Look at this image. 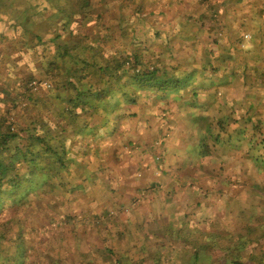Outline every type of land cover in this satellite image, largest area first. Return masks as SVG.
Listing matches in <instances>:
<instances>
[{
	"label": "trees",
	"instance_id": "trees-1",
	"mask_svg": "<svg viewBox=\"0 0 264 264\" xmlns=\"http://www.w3.org/2000/svg\"><path fill=\"white\" fill-rule=\"evenodd\" d=\"M228 1L227 7L221 8L203 0L209 2L210 9L201 18L230 33V45L221 47L222 37L214 36L212 45L205 43L202 50L193 47L185 59L171 54L172 60L184 62L181 68L168 59L167 51L157 57L152 50H138L139 44L147 41L134 31L131 36L123 34L118 42L114 35L119 32L113 28L109 31L106 21L101 22L102 16H94L91 0H81V4L80 0H0V103L13 104L8 111L0 109V217L6 215L0 218V241H7L8 247L0 245V264H217L215 259L218 264H242V257L235 255L247 249L245 243L241 245V229L253 226L246 210H254L257 198L264 207V186L260 184L264 139H259L264 133V119L256 116L264 102V33L260 31L264 6L261 22L245 25L248 31L240 35V31L225 29L221 23L235 18L249 0ZM99 22L104 37L95 39L99 45H92L87 40L88 27ZM120 23L124 28L123 19ZM79 25L85 28L80 39L75 32ZM14 36L23 42V51L6 55L9 49L5 42ZM245 39L252 41L250 50ZM216 44L221 70L210 63L214 53L211 59L207 56L214 51L209 47ZM256 48L263 52H254V57ZM250 53L254 54L251 58ZM9 58L12 66L7 63ZM12 76L14 79H9ZM238 87L246 94L244 109L226 103L227 92ZM257 87L258 97L251 93ZM169 100L184 108L179 115L186 120L184 154L179 157L177 149L167 146L173 139L158 122L153 133L158 134L162 151H147L141 163V157L135 159L133 153L141 144L134 140L137 122L131 117L138 116L140 104L157 113L156 106ZM164 121L177 126L167 116ZM105 154L118 158L127 154L137 163L138 171L144 165H156L162 173H171L184 190L186 204L200 199L201 189L217 196L223 189L217 186L223 173L230 171L237 178V172L245 169L251 178L246 183L251 190L247 192V209L243 214L235 208L220 217L185 222L176 209L168 208L176 192L163 194L158 181L150 182L149 192L144 191L158 193L159 213L152 209L145 217L135 210L127 215V222H117L115 215L125 213L132 192L140 187L122 189L119 178L112 175L113 166L104 161ZM221 161L224 165H218ZM173 187L174 191L181 190L178 185ZM257 189L260 191L255 192ZM77 200L86 211L92 205L98 209L84 215L55 212L58 203L62 209L76 208ZM35 202L39 204L32 207ZM50 206L53 211L49 213ZM163 207L168 210L163 211ZM8 208L12 210L10 218ZM36 215L42 218L39 225L34 221ZM171 216L178 219L171 220ZM233 218L236 232L230 225L222 226V230L214 226L217 219L224 223ZM210 224L214 228L207 230ZM46 226H51L50 231ZM61 227L72 234V248L62 247L51 235ZM27 228L37 233L28 238ZM222 232L228 237L223 238ZM231 235L235 242L224 244L223 240H232ZM94 237L107 242L102 253L92 248ZM228 244L234 255L223 253L220 257ZM260 260L258 264H264V257Z\"/></svg>",
	"mask_w": 264,
	"mask_h": 264
},
{
	"label": "rangeland",
	"instance_id": "rangeland-1",
	"mask_svg": "<svg viewBox=\"0 0 264 264\" xmlns=\"http://www.w3.org/2000/svg\"><path fill=\"white\" fill-rule=\"evenodd\" d=\"M33 1V0H32ZM92 1V5L94 6V16L99 15V17L102 16L101 22L106 21L105 25H108V29L110 28V21H108V17L112 18V22L114 23V25L116 24V18L117 15H123V17L121 19L124 20L125 22V26L124 28L120 27L119 22L117 21V24L115 26L114 29H117L116 32H119V34H115L114 36L118 39V42L120 41L119 38L122 39L123 34H125L127 36H131V28H134V32L135 34H137V36H141L144 37L147 42L145 44L140 45V51L141 52H151L154 51L156 53L157 57H162V53L163 51H167L165 54L166 56H168L169 60H172L173 55L171 56V54L173 53H177L179 56V58L185 59L186 55L188 53H190V47L191 44L189 42V40L192 39L191 37V31L193 29L192 25L190 24L189 27H186V31L187 33H185V35H182L181 37H177V34H174L177 30H175L174 28H172L170 31L167 30V28H165V25L162 22H158V21H154L155 18L152 17V12L150 10H152L151 8L155 7L157 5V1H156V5H153V3H150V6L148 10H144V14L143 17L145 18L142 22L140 20L141 18V12H139L137 14V8L141 7V4L139 2L136 3H132V4H128L127 6L123 7L121 10H118V7L115 6L118 5V1L117 0H102V1H112V7H114V9L112 10H103L102 6H100L102 3H100L99 0H91ZM115 1V2H114ZM123 2H125L124 0H122ZM171 0H168V2ZM197 0H174V3H172L173 7L175 8L176 12L179 11H187V5L188 2H192V7L190 8L189 12L196 15L195 17L197 18H201L202 17V13L200 12V10L198 9V1L195 4ZM212 4H216L217 7H227V3L229 2L228 0H209ZM243 3L246 2V0L242 1ZM160 4H158L157 6L160 8H164L165 7V0H161L159 1ZM242 3V4H243ZM80 4H81V0H80ZM138 5V6H137ZM197 5V6H196ZM208 5V4H206ZM131 6L133 9L132 11L129 8ZM140 6V7H139ZM262 6H264V0H249L247 5L244 6L240 11L243 13L240 16H235V18H231L230 19V24L232 29H238L240 31V35L245 34V30L248 31V29L245 27V25L249 24V23H253V21L257 22H261V10L263 9ZM208 7V6H207ZM217 7L215 9H217ZM143 9V8H142ZM234 6L231 5L230 6V10H233ZM141 10V9H140ZM16 11H19V9H16ZM128 11V12H127ZM162 11L158 12L157 14L161 13ZM130 13V14H128ZM143 13V12H142ZM177 14V13H176ZM233 14V13H232ZM154 15V14H153ZM181 17H178L176 19V21L178 22L179 19ZM120 19V20H121ZM119 20V21H120ZM242 20H244V24L242 23ZM263 22V20H262ZM172 27H175L174 25H171ZM192 27V28H191ZM89 28V33L86 34L88 35V42L92 45H99V40L102 39V37H104L103 32H99L101 30L100 27V22L94 26L88 27ZM107 29V30H108ZM111 29V28H110ZM109 29V31H110ZM83 30H85V28H83V26L79 25L76 29V35L77 38L80 39V36L83 32ZM145 30V31H144ZM200 30H198V34H200ZM88 31V30H87ZM122 31V32H121ZM78 33V34H77ZM76 35L74 36L76 38ZM144 35V36H143ZM165 37H168L167 39H173V41L168 42L165 45V42L163 41V39ZM170 37V38H169ZM99 38L98 41H96ZM223 38V37H222ZM96 39V40H95ZM206 38H202V42H199V46L200 49L203 48L206 44L203 42L205 41ZM162 41V42H161ZM192 41V40H191ZM23 42L21 40H19L18 37H12V41L9 42H5V45L8 46L7 53L6 55H8L10 52L13 55H17L18 52H22L23 51V46H22ZM72 46L75 45V42L73 40V42L71 43ZM252 41L250 39H245V46H247V49L250 50L251 46H252ZM118 47H122L121 43H117ZM221 47H227L226 43L222 42ZM255 46V45H254ZM132 47H134V45L132 44ZM7 48V47H6ZM212 48L214 51H211L207 56L209 59H211V54L214 53V55L212 57H214V60L210 61V63L213 65V68H222V59L218 54V46L213 47H209ZM262 49V48H261ZM253 50V49H252ZM34 52V50H33ZM74 52V51H72ZM162 52V53H161ZM246 52V51H245ZM255 52V51H254ZM75 53V52H74ZM257 54L254 55V57H256ZM197 56V55H196ZM253 56V54L250 53L249 57L251 58ZM201 58V57H200ZM70 59V58H69ZM44 61V60H43ZM76 61V60H75ZM173 63L176 66H179L181 68L184 67V62L183 61H174L172 60ZM7 63H9L12 66V62L9 58V60H7ZM12 63V64H11ZM233 63V60H232ZM242 63H244V61L242 60ZM68 64H72V61L68 60ZM16 65V64H14ZM21 65V64H19ZM69 65V66H70ZM25 65H23L22 63V68ZM235 66L231 65L230 69H234ZM214 71V70H213ZM211 72V71H210ZM13 75V74H12ZM14 77H10L9 79H11ZM259 89L258 87L256 88V90L252 91L251 93H255V96H258L259 93ZM245 92L241 89V87H238L236 89H232L229 91L227 98H226V103L228 105H233L236 104L237 108H243V104H244V97H245ZM254 96V95H253ZM4 104V105H3ZM8 104V105H6ZM140 108L141 110L138 113L137 117H131V120L136 121L137 122V128L135 130V138L134 140L136 141V143H140L141 147L140 149L136 148L133 150L134 153V157L135 159H140L139 157H141V163H144V158L146 157V152L149 150H152V152L155 151H162L161 148V141L160 140H156L158 134H154L153 133V129L155 126H158V122H161V128H163V132L169 137L172 138L173 141L166 139L167 141H171V144L168 143L167 146H171L173 149H177L178 152V156L181 157L184 154V147H183V142H182V137H183V129H184V124L186 120H182V117H179L180 114H182L184 112V108L182 106V104H178V103H174L172 100H169L167 103H159L156 107L158 108V112L157 113H153L151 112V110L149 109V107L146 106H142V104H140ZM13 107V104L10 102L8 103H0V109L5 111L10 108ZM23 105L19 106V110L22 109ZM245 108V107H244ZM243 108V109H244ZM166 112H164L163 110H166ZM169 117L170 119H173L176 123L177 126L176 127H172L171 125H169L168 123H166V121H164L165 117ZM138 120V121H137ZM148 120V121H147ZM130 123V122H129ZM128 124V123H127ZM129 125V124H128ZM129 128V126H128ZM264 139V133L261 134L260 138ZM167 138V137H166ZM140 146V145H139ZM118 147L115 146L114 148V152H117ZM129 152L132 151L131 149L128 150ZM142 153H141V152ZM131 155V153L129 154ZM104 161L107 162L108 165L113 166L114 171L112 173L113 176H115L116 178L118 177L120 180V186L122 189L126 188V187H134V185H141V183H147L148 181L151 182H157V180H159L158 178L160 177H164L162 176L163 173L160 169L157 168L156 165L151 166L150 168L147 166H143V169L138 171L136 170V165L137 163L133 162L129 156L127 154H121V156L118 158L117 156H113L111 154H105L104 155ZM171 180V178L167 177L168 182ZM118 180V181H119ZM148 182V183H149ZM166 194H172L170 191H168V189L166 190ZM131 197V194H129ZM179 197L181 196V194L178 195ZM178 196L177 195H173L172 196V200H171V205L168 208H174L176 209L179 213L177 214V216L179 217V219L184 220L185 222H187L186 220L189 221H196V220H207L210 218L215 217V213H211L214 211V208L216 207V205L214 203L211 202H207L204 201V198L201 197L198 200H195L192 204H186L185 201H183L182 199L178 200ZM133 198L131 197L132 201ZM37 202H35L33 205L30 204L32 207H37ZM139 202L135 201L134 204L130 203L126 206V208H128L125 213L124 212H120L119 214L117 213V215H115L116 217H119L116 219L117 222H127V215H129L130 212L135 211L139 208ZM148 206H152V201L151 199L149 201H147ZM170 204V203H169ZM76 208H70V207H65L64 209L61 208V206L59 207V203L57 205V209H55V212H59V213H63L67 214V213H76L78 215H84L87 211H96L98 209V207L96 206H89L87 208V211L84 209L83 206H80V200H77L76 203ZM202 206V207H201ZM59 207V208H58ZM55 208V207H54ZM168 208L163 207L162 210L166 211L168 210ZM36 208L30 209L29 212L33 211ZM49 213L50 210L51 212L53 211V208L50 206L49 208ZM153 210L157 213L158 212V206H155L153 208ZM37 211V210H36ZM245 210H243L244 212ZM240 212V211H239ZM6 213L8 214L7 217H11L12 216V210L10 208H8V210L6 211ZM122 213V214H121ZM211 213V214H210ZM115 214V213H113ZM35 215V214H32ZM210 215V218H209ZM245 215L247 217H250V219L252 220L253 226L251 227V229H249V226L244 225L243 223L245 222L244 220H242V224L244 225L245 228H242L241 231L243 232V234H241L244 239L241 242V245L247 246V249L242 250V252H236L235 255H240L242 257L243 260H241L242 264H258L260 263V257H264V207H262L261 209L256 208L255 210L252 209H247ZM39 215H36L34 218V221L36 223V225H39L42 221V218L37 217ZM50 216H52L50 214ZM2 218H6L5 213H3L1 215ZM0 217V218H1ZM28 217V221L31 219V214H27ZM186 217V219H185ZM174 219H178L177 217H173L171 216V220ZM179 221V220H176ZM181 221V220H180ZM232 221L234 222V224L232 223ZM224 223H222V221L220 220H216L215 221V227L219 230H222V226L226 225H230V229L233 232H236L234 226L237 224L235 218L233 219H226L223 221ZM1 224L2 221L0 222V229H1ZM212 224V223H211ZM210 225H207L205 228L207 230L213 229L214 227H212ZM51 225V223L49 224ZM241 226V225H240ZM239 226V227H240ZM28 227V226H26ZM51 227V226H50ZM50 227L45 228L46 231H50ZM115 229V228H113ZM249 230V234L244 233V231ZM26 236L29 238L30 234H32L34 236L35 233H37L34 230H31L29 228L26 229ZM54 239L55 237L57 239H59V243L62 244V247H68V248H72V243L74 241L72 234L70 233V231L68 229H66L64 227L58 228L57 232H52L51 234ZM232 236V240L230 241H225L223 240L224 244L228 243V242H235L234 240L236 239V237ZM222 237H228L226 236L225 232H222ZM62 239V241H60V239ZM6 242L7 241H0V245H2L3 248L7 247L6 246ZM91 242V240H90ZM93 242L94 244L91 245L92 248L96 251V253H102L103 252V247H105L107 244L106 241H102L100 238L94 237L93 238ZM53 245H56V243L52 242ZM81 244V242H80ZM164 245H167V247L169 248V244L167 242H165ZM11 247H14V245H12L10 243ZM8 248V247H7ZM232 249V245L228 244V245H224L223 249H222V254H220L219 256L221 257L223 255V253H227L230 257H232L234 255V251L231 250ZM11 251H15L14 248H11ZM224 256V255H223ZM219 261H217L215 259V263L218 264Z\"/></svg>",
	"mask_w": 264,
	"mask_h": 264
},
{
	"label": "crops",
	"instance_id": "crops-1",
	"mask_svg": "<svg viewBox=\"0 0 264 264\" xmlns=\"http://www.w3.org/2000/svg\"><path fill=\"white\" fill-rule=\"evenodd\" d=\"M99 1H100V3H102L100 6H102L103 10H107V9L112 10V9H114V7H112V4H111V2L113 0L112 1H108V2L102 1V0H99ZM117 1H118V5L115 4V6L118 7V10H121L123 7L127 6L128 4H132L133 2L134 3L139 2L141 4V7H140L141 14H139V15H141L140 20L142 22L145 19L143 17V14L145 12L144 10L150 9L149 6H150L151 2L153 3V5H156V1L157 0H136V1H134V0H124L125 2H123L122 0H117ZM159 1H161V0L157 1V5L160 4ZM197 1H198V4H199L198 5V9L200 10L201 13L204 12L206 14L207 12H209V9H210V7H209L210 4H208L209 2H203V0H197ZM197 1L195 2V4L197 3ZM165 2L166 3H165V7L164 8H160L157 5L155 7H153V8H151L152 10H150V11L154 14V15L152 14V17L155 18L154 21L162 22L165 25V28H167V30H169V31L172 28H174L176 30L177 27H178V30L174 33V34H177V37H181L182 35H185V33H187L185 28L189 27V25L191 24L193 29L191 31V33H192L191 34V37H192L191 40L192 41L189 40V42L191 44L190 52H191V49L193 47H195V46L198 47V49L200 50L199 42L202 40V38H206L205 39L206 42H203V43L211 42L210 45H212V43L214 42L213 41L214 36L215 37L216 36H221V37H223V38H221V42L226 43V45L227 44L230 45V41L231 40L230 39L227 40L228 39V34L230 35V33H227L226 31L222 32L219 29H215L214 26L210 22H205V19L203 20L202 18H197V17H195L196 15H194V14L189 12L190 8L192 7V2H188L187 8H186V10H187L186 12L183 11V10L182 11L178 10L176 12L175 8L172 5V3H174V0H171L169 2H168V0H165ZM206 4H208V5H206ZM126 8H129L131 11L133 9L131 6L126 7ZM160 11H162V12L157 14ZM128 14H130V13H128ZM242 14H243L242 12H240V13L237 12L236 13L237 16H240ZM122 17H123V15H119V14L117 15V17H115L116 18V24H117V21H118L119 24L121 25L119 20ZM178 17H181V18L177 22L176 19ZM107 20L111 22L110 25H109L110 28L114 29L116 24L114 25V23L112 22V18L108 17ZM223 22L224 23H221V24H223L225 29H231L232 28L231 24H230V19L229 20L228 19H226V20L224 19ZM242 23L244 24V20H242ZM171 25H174L175 27H172ZM260 27L262 28V30H260V31L264 33V24H261ZM199 29H201L200 30V34H198V30ZM234 30H236V29H234ZM131 31L132 32L130 34L132 35L133 31H134L133 27L131 28ZM237 32H239L238 29H237ZM167 38L168 37H165L163 39V41L165 42V45L168 42L173 41V39H167ZM232 40H234V38ZM210 47H212V46H210ZM138 50H140V47L138 48ZM254 51H255V53H262L263 52V50L261 48L254 49L252 53H254ZM228 93L229 92H227V94ZM256 97H258V96H256ZM244 103H245V100H244ZM259 110L260 111L258 113H256V116L260 117L261 119H264V102H263V104L259 105ZM220 164L224 165V163L222 161L218 165H220ZM237 174H238L237 178H235V176L234 177L231 176V172L230 171L225 172V173L222 174V177H221L219 183L217 184V186L219 188L221 187L223 189L220 192H218L217 196L214 195L213 192H209V193L207 191L206 192H202V189H201V192H199L200 197H203L204 201H207V202L209 201V202L214 203L216 205V207L214 208V211L211 212V213H215L216 214L215 217L216 216L220 217L221 215L224 214V212L226 210H229V209H234L235 210V208H236V210H239L240 213H242V214L244 213L243 210L247 209V201H246L247 192L251 191V190H249L247 188L248 185H246V183L251 181V178L249 177L250 175L246 173L245 169L243 171L239 170L237 172ZM261 174H262V177H263L262 178L263 181L260 184L264 186V170L262 171ZM165 175H166V177L171 178L173 183L171 182L170 179H169L170 181L168 182L167 178H165V177L158 178L159 180H157V182L160 181L162 183L161 186H160V191H162V193L164 194V193H166V190L168 189V191H170L171 193L176 192L175 194L177 196L179 194H181L180 197L178 196V200L182 199L184 201V198H183L184 197L183 196L184 195V193H183L184 190L182 189V187H180L179 184L177 183V181L171 177V173H169V172L167 174L163 173L162 176H165ZM119 182H120V180H119ZM148 182L147 183H141V185H138V184L134 185V187H132V186L130 187V188H134V189L140 187V189L138 191H136V192L133 191L132 192L133 200L130 201V203L134 204L135 201L139 202L140 204H139V208L137 209V211H139V213L141 215H144L145 217H148L150 215V213H152L151 210L160 203L159 202V198H158V193H156V194L155 193H150V195L148 194L149 191H148L147 187L149 186L148 184L150 183V182L149 183ZM151 182H153V181H151ZM175 185H178V187H180L181 190L177 189V190L174 191L173 190L174 189L173 186H175ZM198 186L199 185H197L196 187L198 188ZM200 188H201V186L198 189H200ZM124 189H129V188L127 187V188H124ZM144 190H146L148 192H145ZM259 191L260 190L257 189L255 192H259ZM170 195H172V194H170ZM150 199L152 201V206H143V205L147 204V201H149ZM261 201L262 200L260 198H257V201H253L255 203L254 206H253L254 210L256 208H258V209L262 208V204L260 203ZM176 212H177V214L179 213L177 210H176ZM173 216H175V214ZM209 218H210V215H209ZM186 221H188L190 223L195 222V221H189V220H186ZM196 221H199V220H196Z\"/></svg>",
	"mask_w": 264,
	"mask_h": 264
},
{
	"label": "clouds",
	"instance_id": "clouds-1",
	"mask_svg": "<svg viewBox=\"0 0 264 264\" xmlns=\"http://www.w3.org/2000/svg\"><path fill=\"white\" fill-rule=\"evenodd\" d=\"M114 212H115V210L112 213H114Z\"/></svg>",
	"mask_w": 264,
	"mask_h": 264
}]
</instances>
